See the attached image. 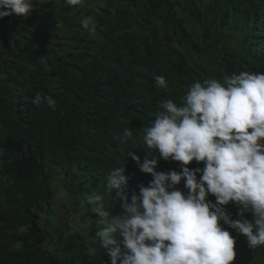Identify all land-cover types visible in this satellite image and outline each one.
<instances>
[{
    "label": "trees",
    "instance_id": "1",
    "mask_svg": "<svg viewBox=\"0 0 264 264\" xmlns=\"http://www.w3.org/2000/svg\"><path fill=\"white\" fill-rule=\"evenodd\" d=\"M33 5L27 19H0V264H111L95 235L103 227L93 211L98 205L87 195L103 194L106 210L126 214L116 190L107 193L105 177L114 169L127 177L129 203L153 180L129 152L141 163L156 159L157 172L181 171V162L170 166L158 150L149 155L144 130L164 101L183 106L194 82L264 73V0ZM86 16L97 21L95 30L82 26ZM155 75L166 78L167 90L156 86ZM38 92L53 96L56 107L33 105ZM187 167L203 169L204 162ZM61 177L76 212L91 211L83 216L88 238L56 220L54 185ZM175 187L188 192L183 179ZM207 199L216 203L211 194ZM224 207L240 218L238 205ZM246 217L254 219L251 212ZM67 235L73 244L53 250Z\"/></svg>",
    "mask_w": 264,
    "mask_h": 264
},
{
    "label": "clouds",
    "instance_id": "2",
    "mask_svg": "<svg viewBox=\"0 0 264 264\" xmlns=\"http://www.w3.org/2000/svg\"><path fill=\"white\" fill-rule=\"evenodd\" d=\"M64 3L83 6L84 0ZM34 8L33 0H0V19H27ZM81 23L95 30L97 21L86 16ZM154 81L168 89L165 77L155 75ZM30 102L57 105L53 96L39 92ZM160 109L144 130V145L149 155L158 150L163 160L181 162V171L157 172L156 159L141 163L129 152L153 180L141 184L129 203L122 190L127 177L115 169L105 177L107 193L116 190L126 214L113 216L106 210L103 194L93 191L86 197L98 205L93 211L103 227L95 235L111 264H233L236 241L221 221L246 236L251 249L264 246V73L243 71L225 77L223 84L215 79L194 82L183 106L168 99ZM130 135L125 130L124 136ZM194 160L204 162L203 169L187 167ZM182 179L187 194L175 187ZM209 194L216 203L207 199ZM230 203L239 206V219L227 213L224 206ZM247 212L254 219H245Z\"/></svg>",
    "mask_w": 264,
    "mask_h": 264
},
{
    "label": "rangeland",
    "instance_id": "3",
    "mask_svg": "<svg viewBox=\"0 0 264 264\" xmlns=\"http://www.w3.org/2000/svg\"><path fill=\"white\" fill-rule=\"evenodd\" d=\"M170 166H173V160L169 159L167 160ZM73 177L71 176L72 180ZM69 182H65V178L61 177L57 181V184L54 185V189L57 191L55 196V210H56V220L59 223H63L65 221H68L71 226V231L81 234L83 237H87L88 235L85 233L86 229V222L83 220V216L87 213L90 214V210H86L83 208H80L78 212H76V205L69 197V192L67 188L65 187L66 184ZM118 235V234H117ZM119 236V235H118ZM70 235H67L66 242L62 245L58 246H52L53 250H57L59 248H67L69 245H72L73 242L69 241ZM244 242H247L245 238H243ZM71 249L66 250L65 252L61 253V256H64L65 254H70Z\"/></svg>",
    "mask_w": 264,
    "mask_h": 264
},
{
    "label": "crops",
    "instance_id": "4",
    "mask_svg": "<svg viewBox=\"0 0 264 264\" xmlns=\"http://www.w3.org/2000/svg\"><path fill=\"white\" fill-rule=\"evenodd\" d=\"M247 220H250V217H246ZM234 237L236 258L233 261V264H264V246L251 249L249 247L246 236L243 234L238 235V232H230ZM246 239L247 242L242 240Z\"/></svg>",
    "mask_w": 264,
    "mask_h": 264
}]
</instances>
